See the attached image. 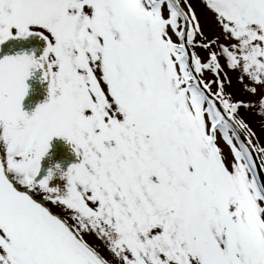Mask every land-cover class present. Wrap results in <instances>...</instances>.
<instances>
[{
	"label": "snow or ice",
	"instance_id": "1",
	"mask_svg": "<svg viewBox=\"0 0 264 264\" xmlns=\"http://www.w3.org/2000/svg\"><path fill=\"white\" fill-rule=\"evenodd\" d=\"M203 2L223 40L190 0H0V44L47 41L0 57V264H264V141L240 112L264 119V0ZM54 136L82 155L66 191L41 175Z\"/></svg>",
	"mask_w": 264,
	"mask_h": 264
},
{
	"label": "rangeland",
	"instance_id": "2",
	"mask_svg": "<svg viewBox=\"0 0 264 264\" xmlns=\"http://www.w3.org/2000/svg\"><path fill=\"white\" fill-rule=\"evenodd\" d=\"M192 3L197 15L200 18L201 27L205 36L214 37L220 35V28L215 19L214 13L210 12L204 5L203 0H190ZM199 38V37H197ZM220 39L223 40L224 37L220 35ZM13 41H17L16 44H13ZM3 45H6L7 48L5 51ZM47 46V41L43 37L39 36L36 33L30 34L28 37H13L9 40L0 44V57L4 55H13L17 53H33L38 57L43 52L44 48ZM197 53L201 56H204V52L201 48L196 49ZM228 77L231 78V87L230 91L233 92L235 99H255V97H250L249 93L241 86V83L238 81L236 73L228 71ZM31 75L26 78V83L29 85L27 94L22 100L23 109L29 113L35 110L37 105L43 103L49 98V84L50 78L44 77V72L42 68L33 67L30 69ZM215 90V88H214ZM242 115L245 114L243 108L240 109ZM244 113V114H243ZM248 114V118L245 117L257 136L261 141H264V119L261 118L255 111ZM51 147L48 149L46 154L41 158V175H46L49 169L54 170V175L49 181V184L53 187H59L62 191H66L67 187V177L61 176L60 170H64L73 164L78 163L82 159V155L78 154L75 150L73 142L69 141L66 137L63 136H54L49 141ZM253 143H257L256 139H253ZM224 152H228L229 146L226 143L221 144ZM61 150V151H59ZM54 153V155L51 154ZM69 152V164L67 167H61L63 163L61 155L62 153ZM65 169L64 171H66ZM46 206L50 207L54 212L61 215H70V212L62 211L61 207L57 206L51 201H43ZM86 239L92 243L102 254L106 257H111V254L106 250L103 242L97 239L94 236H86Z\"/></svg>",
	"mask_w": 264,
	"mask_h": 264
},
{
	"label": "flooded vegetation",
	"instance_id": "3",
	"mask_svg": "<svg viewBox=\"0 0 264 264\" xmlns=\"http://www.w3.org/2000/svg\"><path fill=\"white\" fill-rule=\"evenodd\" d=\"M16 43H17V41H13V44H16ZM5 46H6V45H3V49H4V51L7 49V48H5ZM5 52H6V51H5ZM59 151H61V150H59ZM51 154L54 155L53 152H51ZM61 158H62V161H63V163H61V167H62V166H63V167H67V166H68V162H69V160H68V158H69V152H68V153H62ZM65 169H67V168H64V170H65Z\"/></svg>",
	"mask_w": 264,
	"mask_h": 264
},
{
	"label": "trees",
	"instance_id": "4",
	"mask_svg": "<svg viewBox=\"0 0 264 264\" xmlns=\"http://www.w3.org/2000/svg\"><path fill=\"white\" fill-rule=\"evenodd\" d=\"M243 111L245 112V110H244V109H243ZM246 113H247V112H245V114H244V113H243V114H244V116H245V117H247V118H248L249 116H248V114H246ZM251 127H252V126H251ZM69 159H70V157L68 158V160H69Z\"/></svg>",
	"mask_w": 264,
	"mask_h": 264
}]
</instances>
